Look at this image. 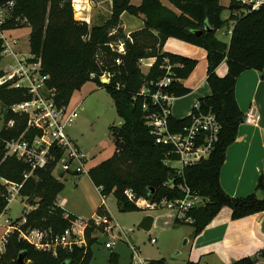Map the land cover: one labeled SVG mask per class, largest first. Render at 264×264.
<instances>
[{"label": "trees", "instance_id": "obj_1", "mask_svg": "<svg viewBox=\"0 0 264 264\" xmlns=\"http://www.w3.org/2000/svg\"><path fill=\"white\" fill-rule=\"evenodd\" d=\"M6 1L0 0V6ZM109 1L111 16L108 21L89 27L87 23L75 19L71 0H17L13 15L14 19L20 20L9 26L12 30L31 29L30 52L35 57L31 61L41 59L42 75L49 76L47 86L56 89L58 105L68 106L73 94L88 82H95L111 96L116 112L122 119L121 128H112L117 149L110 159L88 172L102 198L113 195L119 210L129 213L142 210L136 202L128 199L127 191H132L136 201L144 199L153 204L182 197L177 187L166 185L171 180H182L165 166L168 148L156 144L151 127L147 125V117L158 109L153 107L149 98L140 94L144 85L166 77L165 69L162 68L165 60H169L173 66V81L167 89L168 93L177 99L192 93L183 81L191 76L198 61L163 52L166 41L175 38L207 52V83L212 93L198 102L201 112L211 110L221 125L220 141L211 158L184 170L183 180L192 191L208 199L205 206L189 212L196 233L203 231L223 208L231 210V219L234 221L264 212L263 178L256 187L262 193V199L256 194L247 198H233L223 191L220 184L226 151L236 141L245 118L236 99L238 78L249 70H264V7L242 16H231L234 25L230 41L226 44L215 37V33L225 27V21L222 20L225 9L219 0H168L181 12L179 15L159 0H142L140 6L132 5V0ZM124 14L144 17L143 29L131 33L132 42L126 38L123 30L121 17ZM153 33H157L158 37ZM119 41L124 42L126 47V55L122 57L107 47V44ZM157 42L159 47H156ZM98 54L103 63L100 66L96 62ZM119 57L122 63L117 65L115 60ZM150 58L156 61L149 73L144 75L138 66L139 62ZM223 62L228 66V73L225 77H219L216 71ZM105 73L111 75L108 84L101 82ZM2 76L3 72L0 71V78ZM30 99L31 95L26 89L0 86L4 125L15 121L13 129L3 128L0 133L2 140L17 139L24 133L27 119L14 114L10 108ZM145 105L148 110H144ZM189 118L179 120L170 116L169 122L173 127L180 128ZM37 134L39 132L29 130L26 136L33 138ZM121 143L124 149L120 148ZM63 153L62 149L53 147L48 155L47 166L32 170L15 157L5 158L4 145L0 144V178L20 186L18 196L26 205L36 207L26 216L20 231L51 230L53 235H62L73 221L78 220L58 204L64 185L55 178L54 171ZM9 204L8 185L0 183V216ZM104 210V205H101L97 215L108 214ZM88 223L87 249L75 248L72 252L59 249L55 257L19 240V233L15 232L8 237L7 251L0 257V264H19L21 254H24V263L27 260L31 264H91L92 246L96 241L92 235L96 227L92 219ZM185 224L176 220L174 223L178 226ZM260 256L264 258V251ZM148 264L167 263L157 260L149 261ZM186 264L199 263L188 261ZM231 264L259 262L252 257H244Z\"/></svg>", "mask_w": 264, "mask_h": 264}, {"label": "built area", "instance_id": "obj_2", "mask_svg": "<svg viewBox=\"0 0 264 264\" xmlns=\"http://www.w3.org/2000/svg\"><path fill=\"white\" fill-rule=\"evenodd\" d=\"M222 1L225 3L222 4ZM16 2L17 0H7L4 5L0 6V63L6 59L16 62L14 65L0 70L3 72V76L0 78V86L8 85L9 89H26L31 95V99L10 108V111L14 114L27 119V128L17 139L7 141L2 140L0 137V144L4 145L5 158L15 157L17 160L29 165L32 170L44 169L48 163V155L51 149L55 147L62 149L64 152L60 161L64 172L83 173L87 157L67 134L68 128L79 118V112L83 108L78 106L73 111H69V106L57 104L56 89H50L47 86L49 76L42 75L41 59L32 62L31 60L35 57L31 55V52L29 56L23 54V58L18 59L22 56L21 39L14 36L12 34L14 30L9 28L12 22H19L20 20V18L14 19L13 15ZM219 4L229 12L231 17L260 10L264 7V0H219ZM71 5L77 20L89 24L90 13L95 5L94 0H71ZM126 38L132 42L131 33H127ZM107 47L121 57L126 55L125 43L122 41L109 43ZM155 61V58L140 60L138 66L141 72L142 68H145L147 73L143 74L147 75ZM96 62L99 66L103 64L99 54L96 56ZM115 62L120 65L122 60L119 57ZM162 68L165 69L166 77L158 82L144 85L140 94L149 98L153 107L158 109L156 113L147 117V125L151 127V134L155 137L156 144L168 148L164 161L165 166L173 171L175 177L182 180L178 182L177 180H171L166 185L171 188L177 187L182 197L171 201H163L160 204H153L144 199L136 201L132 191H127L126 195L130 201L136 202L140 209L154 210L163 207L173 213L174 220L193 224L194 220L189 216V212L205 206L208 199L192 191L186 181L183 180L184 170L211 158L220 141L221 125L211 110L206 113L201 112L200 104L197 101L193 107L195 112L192 111L193 114L191 113L189 116V121L180 128L173 127L169 122V117L172 116L171 109L176 98L167 91L173 81V66L169 63V60H165V65ZM110 77L109 73H105L101 77V82L108 84ZM144 110H148L147 105L144 106ZM257 120L258 116L254 111L244 118L243 123L254 125ZM14 126L15 121L11 120L3 125L0 133L3 128L11 130ZM29 130L37 131L39 134L33 138H27L26 135ZM64 162L67 163V166H64ZM0 183L8 185L10 202L12 199L17 198L20 186L10 184L2 178H0ZM35 209L36 207H26L21 226L26 222V216ZM92 220L96 227L92 237H96V232L102 236L110 235L111 242L106 243L105 248L112 249L118 240L113 234L117 227L113 219L108 214H103L96 215ZM88 222L78 218V220L71 223V227L62 235H53L51 230L36 229L26 232L20 231V236L36 250L51 253L57 257L59 249L68 252H72L75 248L87 249L86 230L88 229ZM99 228H102L103 231L98 230ZM13 233L14 228L8 225L0 244V256L6 249L9 235ZM152 243H155V239H152ZM133 251L134 264H148L149 261L140 258L139 250L133 249Z\"/></svg>", "mask_w": 264, "mask_h": 264}, {"label": "rangeland", "instance_id": "obj_3", "mask_svg": "<svg viewBox=\"0 0 264 264\" xmlns=\"http://www.w3.org/2000/svg\"><path fill=\"white\" fill-rule=\"evenodd\" d=\"M159 1L176 14L179 15L181 13L168 0ZM94 2L96 5H94L90 13L92 26L99 25L100 22L98 21L101 17L103 23L106 22L107 18H110L108 14L110 11L108 8V6L110 7L109 2L107 0H94ZM224 3L222 1V4ZM131 4L140 6L142 0H132ZM95 12L99 18L93 21ZM75 19L77 20L76 16ZM142 19H144L143 16L137 17L126 14L122 22L123 28L126 26L127 29V31L123 29L124 33L139 32V30H136L137 27L135 28L132 25L135 22L140 23ZM222 20L225 21V27L218 30L215 33V37L227 44L230 41V31L233 28L234 22L230 20V14L227 10L223 12ZM132 21L133 23H131ZM137 24L135 25L137 26ZM30 33V28H21L12 32L14 36L21 39L20 49L22 56L18 59H22L23 54L26 56L30 55ZM153 35L158 37L157 33H153ZM156 47H159L158 42ZM15 63L14 60L6 59L0 63V70H4ZM142 73H147V70L142 68ZM68 106L69 111H73L78 106H82L83 108L79 112V118L68 128L67 134L86 155L87 161L84 164L83 173H80L78 176L64 172L61 163L57 165L54 176L64 185V189L59 194L58 200L64 209L73 212L81 220L89 221L94 217L93 215H97V211L103 204L104 199L100 195L99 189L90 179L88 172L91 168L110 159L114 155L117 147L113 140L112 128L119 127L122 124V119L118 116L115 104L109 93L105 89L98 87L95 82H88L80 91L75 92ZM180 106H184V104L181 103ZM2 112V104L0 102V130L4 125ZM185 116L177 118L181 120ZM245 164L248 166L244 175H241V170H243ZM234 166L236 169H240V173H235L234 176L238 180H234L231 190L234 193H239V196L229 194L222 188L223 191L233 198H247L253 194H256L258 198L261 197V193L255 187H249V183L252 182L253 171L257 175V182L261 178L264 180L262 171L252 160H248L245 155L239 156L237 164ZM62 175L63 177H61ZM240 180H242L241 186H239ZM104 205L106 207L104 212L112 217L117 226L113 234L118 240L112 249H107L105 248V244L111 242L110 235L102 236L96 232V241L92 246L93 258L91 264H134L132 259L134 255L133 249L139 250V256L144 261L164 260L167 264H186L188 261H196L199 264H225L226 258L233 254L222 250V247L228 240H223L219 234V230L211 232L212 228H208L207 230L205 228L197 234L196 228L192 224L174 225L173 213L166 208L162 207L154 210L141 209L142 211L140 212L129 213L121 212L113 195L105 199ZM27 206L19 196L12 199L7 210L0 216V244L8 229V225L14 228V233H19V240H23L20 236V227L23 223L25 217L24 211ZM141 215H151L156 220L155 226L151 231L145 232L138 228L141 222L139 221ZM98 230L103 231L102 228ZM130 238L132 241H130ZM152 239H155V243H152ZM7 246L2 255L6 253ZM231 252H233V249H231ZM255 257L261 258L260 255H255ZM25 264H31V262L26 260Z\"/></svg>", "mask_w": 264, "mask_h": 264}, {"label": "crops", "instance_id": "obj_4", "mask_svg": "<svg viewBox=\"0 0 264 264\" xmlns=\"http://www.w3.org/2000/svg\"><path fill=\"white\" fill-rule=\"evenodd\" d=\"M107 1L110 4V7L108 6L110 10L108 14L111 16V2L109 0ZM97 13L95 12L93 15V21L96 20V18H99L96 15ZM125 15L126 14L121 17L122 22ZM89 18H91V16ZM101 18L98 21L100 22L99 25L104 24ZM108 19L109 18H107L106 21H108ZM131 23H133V21ZM137 23H133L132 26H135V28L137 27L136 30L143 29L144 19H142L139 24ZM135 24H137V26ZM88 25L92 27L91 22ZM123 29L125 30L126 26H124ZM163 52L172 53L198 61V64L191 76L187 80L183 81L184 86L191 89L192 93L183 98H176L171 109L173 117H184V115H186L185 118H187L191 115L193 107L197 101L201 98L209 97L212 93L207 83V52L202 48L190 45L175 38H169L166 41ZM216 72L219 77H225L228 73V66L226 62H223L218 67ZM236 99L245 117L254 111L258 116L256 124L242 123L240 125L236 141L226 151V161L221 171L220 184L222 188L229 194L239 196V193H234L231 190L234 180H238V178L234 176L235 173H240V169L238 170L234 166L237 164V158L239 156L245 155L248 160H252L262 171L264 176V70L261 72L249 70L244 72L238 78L236 85ZM181 103H183L184 106H180ZM247 166L248 165L245 164L243 170H241V175H244ZM253 170H255V168H253ZM251 183H249V187L256 188L258 182L257 175L254 171ZM241 185L242 180H240L239 186ZM262 198L263 195L261 193V197H259V199ZM104 200L102 205L105 203ZM58 204L62 209H64L60 205L59 200ZM227 209L228 208L224 210L223 208L218 216L206 227V230L208 228H212L211 232L214 230L217 232L219 230V234L222 236L223 240H228L222 247V250L233 254L226 258L225 264H231L244 257H252L256 259L259 264H264V258L258 259L255 257V255L259 256L260 253L264 251V212L234 221L231 219V210L228 209V211ZM64 210L79 218L73 212L67 211L66 209ZM93 216L95 217L96 215ZM143 217L145 216L141 215L139 221H141ZM155 222L156 220L154 219L153 228L155 226ZM231 249H233V252H231Z\"/></svg>", "mask_w": 264, "mask_h": 264}, {"label": "water", "instance_id": "obj_5", "mask_svg": "<svg viewBox=\"0 0 264 264\" xmlns=\"http://www.w3.org/2000/svg\"><path fill=\"white\" fill-rule=\"evenodd\" d=\"M209 30V29H208ZM122 127V124L119 125V128ZM121 149H124V144L121 143V146H120ZM64 166H67V163L64 162L63 163ZM69 174L73 175V176H78V173L77 172H68ZM63 177V175L61 176ZM153 225H154V217L151 216V215H147L145 217H143V219L141 220V222L139 223L138 225V228L145 231V232H149L152 230L153 228ZM130 241H132V239L130 238ZM19 264H25L24 263V254H21L20 257H19Z\"/></svg>", "mask_w": 264, "mask_h": 264}]
</instances>
